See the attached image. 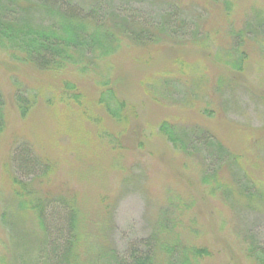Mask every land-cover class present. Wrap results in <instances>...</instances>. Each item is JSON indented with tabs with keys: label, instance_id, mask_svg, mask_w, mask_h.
Wrapping results in <instances>:
<instances>
[{
	"label": "rangeland",
	"instance_id": "obj_1",
	"mask_svg": "<svg viewBox=\"0 0 264 264\" xmlns=\"http://www.w3.org/2000/svg\"><path fill=\"white\" fill-rule=\"evenodd\" d=\"M65 2L84 14L96 11L106 23L121 16L145 26H168L176 39L158 50L153 45L121 48L111 61L113 67L96 68L90 80L78 73L64 78L81 90L82 107L90 119L81 118L73 100L58 102L57 109L51 107L48 98L63 90L59 77L36 79L0 54V96L7 109L0 156L10 157L16 142L26 141L37 163L52 167L49 181L43 183L48 181L49 190L44 188V192L49 197L67 199L77 194L80 204L88 205V215L93 213L90 203L99 206L104 198L112 207L108 238L119 253L134 243L147 249L146 241L165 215L172 223L177 220V231L185 241L208 248L205 264H251L249 256L264 251V142L234 131V138L227 134L226 138H233L230 153L237 156L238 166L219 172L213 184L234 183L233 172L240 185L252 191L244 197L234 184L235 188L225 187L226 194L230 193L227 199L221 193L214 199L204 180L216 165L206 148L191 142L184 155L160 135L158 127L165 120L193 126L185 120L195 118L194 110L206 107L228 126L264 130V0ZM34 18L49 24L41 14ZM156 51L141 57L142 52ZM105 73L127 104L129 128L124 136L102 119L103 112L93 98L100 90L95 86L96 75ZM18 79L38 96L35 111L27 119H20L13 107ZM41 86L47 96L44 100ZM187 135L193 140V134L188 131ZM119 140L124 152H119ZM4 161L0 159V171ZM1 193L5 195L0 196V212L11 207L9 193ZM171 203L178 205L176 209L170 208ZM49 213H55L48 216L52 225H61L58 210ZM8 215L21 232L23 222L15 214ZM2 240L8 243V258L19 257L22 263L33 260L34 241L28 239L24 251L4 235Z\"/></svg>",
	"mask_w": 264,
	"mask_h": 264
},
{
	"label": "trees",
	"instance_id": "obj_2",
	"mask_svg": "<svg viewBox=\"0 0 264 264\" xmlns=\"http://www.w3.org/2000/svg\"><path fill=\"white\" fill-rule=\"evenodd\" d=\"M38 14L45 16L49 24L38 23L34 18ZM120 18L121 16L110 18L109 23H106L99 18L96 11L84 14L65 0H0V54L10 64L32 73L36 79L59 77L63 82V90L56 92L55 96L53 93L52 100L48 98L52 103L51 107L57 109L58 102L69 104L67 101L73 100L72 103L76 105L81 118L86 117L81 90L75 83L64 81V78L78 73L90 80L89 75L96 68L102 69L104 66L105 70H110L113 67L111 61L121 48L132 46L146 49L153 45L156 47L153 49L158 50L160 46L162 48L176 39L168 26L150 27L135 19ZM157 52H142L141 57L147 58ZM108 74L96 75L95 86L100 90L99 95L93 98L103 112L102 119L106 118L111 123L108 125L124 136L129 128L127 104L112 86ZM15 86L14 111L20 119H27L35 111L38 96L23 87V79H18ZM40 89L44 100L47 97L44 86ZM194 113L195 118L185 120L193 126L182 127L165 120L158 127L160 135L184 155L191 142L206 148L216 165V170L211 174L206 173L208 176L204 180L210 185L205 187L206 191L214 199L219 193L227 199L230 193L226 194L225 187L229 186L227 188L231 189L230 185H233L235 188L234 184L237 191L247 197L252 190L242 187L232 171L236 183H213L219 178V172H230L229 169L238 166L237 156L230 153L233 131L249 140L257 138L264 142V130L228 126L216 117L213 110L206 107L194 110ZM6 115L7 109L0 96V135L7 126ZM87 118L90 119V116ZM188 128L191 129L187 130ZM188 131L193 134V140L188 135L185 136ZM228 133L233 135L231 140L226 138ZM30 145L26 141L16 142L10 157L0 156V159L5 160L0 171V196L5 195L1 191L8 192L11 200V207L3 208L0 212V264H205L209 256L208 248L185 241L177 231V220L173 219L175 223H172L165 215L158 221L152 238L146 241L147 249L142 250L138 243H134L127 251L119 253L108 238L112 227L111 204L105 202L104 198L100 199L99 206L96 202L90 203L93 213L88 215V205H81L77 194L70 195L67 199L62 198L63 200L60 199L62 196L57 198L59 195L49 197L50 194L44 192V188L49 190L47 184L53 173L52 167L46 164L42 168L37 163L38 160L32 157ZM115 148L116 146L113 147ZM119 148L122 149L119 152L126 150L120 140ZM173 205L171 203L170 208ZM177 206L174 205L175 209ZM51 210H58V221L61 225H52L53 220L48 219V216L51 214L53 217L55 213H49ZM8 214H15L23 222L24 228L21 232L14 227L13 216ZM3 235L14 245L22 246L24 251L29 240L34 241L36 254L33 260L22 263L19 257L12 255L13 257L8 258L9 247L2 240ZM249 260L251 264H264V251L249 256Z\"/></svg>",
	"mask_w": 264,
	"mask_h": 264
}]
</instances>
